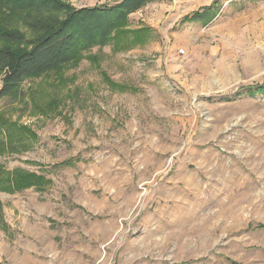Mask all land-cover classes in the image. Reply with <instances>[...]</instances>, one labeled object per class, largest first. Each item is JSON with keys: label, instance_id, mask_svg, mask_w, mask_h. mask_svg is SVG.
<instances>
[{"label": "rangeland", "instance_id": "1", "mask_svg": "<svg viewBox=\"0 0 264 264\" xmlns=\"http://www.w3.org/2000/svg\"><path fill=\"white\" fill-rule=\"evenodd\" d=\"M122 31L0 99L29 132L0 154V264H264V0H153ZM16 170L42 184L7 192Z\"/></svg>", "mask_w": 264, "mask_h": 264}, {"label": "trees", "instance_id": "2", "mask_svg": "<svg viewBox=\"0 0 264 264\" xmlns=\"http://www.w3.org/2000/svg\"><path fill=\"white\" fill-rule=\"evenodd\" d=\"M152 1L118 0L111 6L76 9L59 0H0V9L16 18L0 19V99H17L23 81L69 64L85 50L120 41L128 16ZM211 11L204 7L184 20L206 24L214 17ZM27 139L26 128L0 118V154L24 149ZM2 170L0 166V174ZM41 184L40 177L16 170L8 176L6 191Z\"/></svg>", "mask_w": 264, "mask_h": 264}, {"label": "crops", "instance_id": "3", "mask_svg": "<svg viewBox=\"0 0 264 264\" xmlns=\"http://www.w3.org/2000/svg\"><path fill=\"white\" fill-rule=\"evenodd\" d=\"M215 1H217V0H215ZM209 5H210V4H209ZM209 5H204V7H210ZM204 7H203V8H204Z\"/></svg>", "mask_w": 264, "mask_h": 264}]
</instances>
